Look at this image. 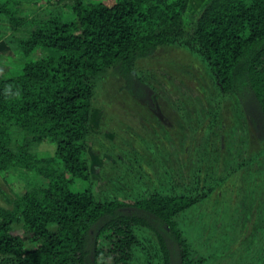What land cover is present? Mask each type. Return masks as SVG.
Returning a JSON list of instances; mask_svg holds the SVG:
<instances>
[{"label": "trees", "instance_id": "16d2710c", "mask_svg": "<svg viewBox=\"0 0 264 264\" xmlns=\"http://www.w3.org/2000/svg\"><path fill=\"white\" fill-rule=\"evenodd\" d=\"M190 1L70 0L72 17L53 12L31 19L21 12L22 0L0 1V20L13 30L34 25L18 39L22 64L0 74V172L33 177L13 208L0 205V264H108L101 260L104 242L115 263L129 264L147 233L159 264H205L179 220L198 195L157 191L126 200L71 187L91 179V116L102 77L113 70L153 107L155 90L136 64L168 44L204 57L222 95L237 98L264 142V0H210L186 37ZM39 48L56 53L34 58ZM46 139L56 146L52 157L36 152ZM19 219L21 235L13 233Z\"/></svg>", "mask_w": 264, "mask_h": 264}, {"label": "rangeland", "instance_id": "374dc122", "mask_svg": "<svg viewBox=\"0 0 264 264\" xmlns=\"http://www.w3.org/2000/svg\"><path fill=\"white\" fill-rule=\"evenodd\" d=\"M209 1H190L183 18L186 37ZM68 3L22 0L21 12L29 19L53 12L72 17ZM33 26L29 22L13 30L0 20V74L22 64L18 39ZM55 53L39 48L33 57ZM136 72L154 88V106L125 89L119 74L106 73L91 116V179H77L71 187H92L100 198L126 200L145 192L194 193L200 202L179 220L205 264H264V142L239 101L222 95L208 62L184 44L161 46L138 60ZM55 149L46 139L36 152L52 157ZM32 178L24 170L0 172V205L13 208ZM37 181L47 183L42 177ZM22 224L21 219L14 223V234L23 233ZM146 236L149 241L134 249L129 264L160 263L157 245L150 233ZM102 245L106 253L101 260L117 264Z\"/></svg>", "mask_w": 264, "mask_h": 264}]
</instances>
